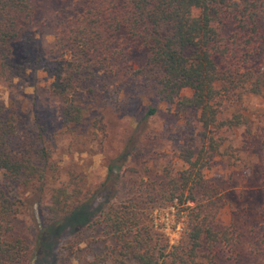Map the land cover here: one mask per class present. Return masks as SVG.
I'll return each instance as SVG.
<instances>
[{"label": "trees", "instance_id": "1", "mask_svg": "<svg viewBox=\"0 0 264 264\" xmlns=\"http://www.w3.org/2000/svg\"><path fill=\"white\" fill-rule=\"evenodd\" d=\"M39 1L0 0V81L14 73L1 60L6 44L32 24ZM70 10L55 26L52 50L59 57L48 86L60 104L62 123L81 121L74 98L78 89L90 90L98 75L121 72L138 77L175 113L196 112L200 127L201 144L184 149V167L167 182L168 202L192 203L185 206L182 239L152 243L140 217L147 205L128 199L100 214L112 245L109 264H221V249L233 252L237 234L230 224L212 219V192L203 171L227 140L224 132L246 123L239 112L225 110L242 95L257 94L263 83L254 64L264 51V0H74ZM136 45L145 56L131 69L126 56ZM184 88L190 95H181ZM49 158L45 146L19 133L14 117L0 104V264H33L41 250L50 251L47 237L89 222L91 215L83 211L90 197L79 199L78 186L47 184L54 169ZM148 190L138 193L150 195ZM27 211L39 225L32 244L16 231L19 216ZM253 228V245L264 258V215ZM105 255L89 264H105Z\"/></svg>", "mask_w": 264, "mask_h": 264}, {"label": "rangeland", "instance_id": "2", "mask_svg": "<svg viewBox=\"0 0 264 264\" xmlns=\"http://www.w3.org/2000/svg\"><path fill=\"white\" fill-rule=\"evenodd\" d=\"M73 1L40 0L32 24L6 44L1 59L14 72L9 81H0L1 107L14 117L20 134L50 153L54 169L48 172L47 184L71 188L74 184L81 190L79 199L90 197L83 211L91 215L89 222L73 230L65 226L47 237L50 251L41 250L33 264H89L105 254V264L111 263V240L100 214L128 199L147 205L140 217L152 243H175L182 239L188 221L185 206H192L189 201L178 204L166 199L169 177L184 167V149L201 144L196 112L175 113L138 77L119 72L108 78L97 74L90 90L78 89L74 98L81 108V121L61 122L60 104L48 91L59 57L52 44L57 20L70 15ZM144 56V49L136 45L125 63L137 68ZM254 71L264 78V51ZM180 93L187 96L190 90ZM226 111L239 112L246 123L224 132L227 140L203 171L205 185L212 192V219L230 224L237 234L235 252L221 249L220 261L264 264L251 235L264 215V79L257 94L242 95ZM144 187L153 193L148 190L150 195L144 191L139 195L138 189ZM19 218L16 231L32 244L38 220L28 211Z\"/></svg>", "mask_w": 264, "mask_h": 264}]
</instances>
